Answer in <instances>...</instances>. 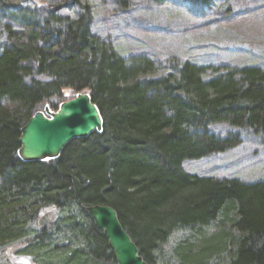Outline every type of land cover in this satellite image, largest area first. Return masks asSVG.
Wrapping results in <instances>:
<instances>
[{"label": "trees", "instance_id": "1", "mask_svg": "<svg viewBox=\"0 0 264 264\" xmlns=\"http://www.w3.org/2000/svg\"><path fill=\"white\" fill-rule=\"evenodd\" d=\"M188 1L201 11L212 2ZM221 1L222 20L246 16ZM92 13L90 0H0V248L20 244L25 264H117L86 212L103 205L146 264H264V180L182 167L243 136L264 141V64L124 56L92 31ZM79 93L98 108L101 130L56 158L22 160L26 121Z\"/></svg>", "mask_w": 264, "mask_h": 264}, {"label": "rangeland", "instance_id": "2", "mask_svg": "<svg viewBox=\"0 0 264 264\" xmlns=\"http://www.w3.org/2000/svg\"><path fill=\"white\" fill-rule=\"evenodd\" d=\"M27 1L39 6L49 0ZM127 1L130 7L122 11L115 0H90L92 31L111 40L124 56L145 53L159 64L186 60L203 65L264 64V6L260 0H233L248 12L232 21L222 20L216 10L221 0H212L204 11L188 0ZM213 129L222 134L226 126ZM182 167L197 175L264 180V141L243 136L236 149L184 161ZM19 246L13 243L0 248V264H25L15 255Z\"/></svg>", "mask_w": 264, "mask_h": 264}, {"label": "water", "instance_id": "3", "mask_svg": "<svg viewBox=\"0 0 264 264\" xmlns=\"http://www.w3.org/2000/svg\"><path fill=\"white\" fill-rule=\"evenodd\" d=\"M102 117L87 93H79L59 104L56 111L44 107L35 112L20 129L18 156L24 161L56 158L72 140L85 138L102 128ZM86 212L103 232L117 264H146L115 210L93 205Z\"/></svg>", "mask_w": 264, "mask_h": 264}]
</instances>
